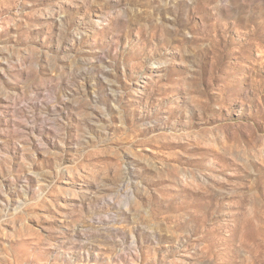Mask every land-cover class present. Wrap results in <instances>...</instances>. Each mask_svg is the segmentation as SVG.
<instances>
[{"label":"rangeland","instance_id":"rangeland-1","mask_svg":"<svg viewBox=\"0 0 264 264\" xmlns=\"http://www.w3.org/2000/svg\"><path fill=\"white\" fill-rule=\"evenodd\" d=\"M0 264H264V0H0Z\"/></svg>","mask_w":264,"mask_h":264}]
</instances>
